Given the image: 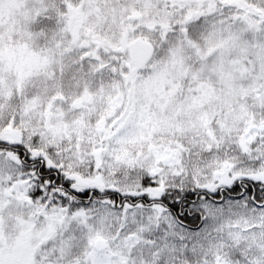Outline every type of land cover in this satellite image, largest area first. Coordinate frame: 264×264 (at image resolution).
Segmentation results:
<instances>
[{"label": "snow or ice", "instance_id": "obj_1", "mask_svg": "<svg viewBox=\"0 0 264 264\" xmlns=\"http://www.w3.org/2000/svg\"><path fill=\"white\" fill-rule=\"evenodd\" d=\"M0 264H264V0H0Z\"/></svg>", "mask_w": 264, "mask_h": 264}]
</instances>
